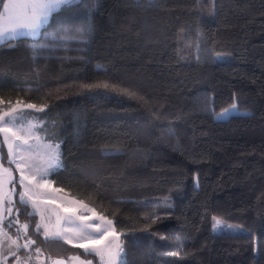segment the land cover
<instances>
[{
    "label": "trees",
    "instance_id": "1",
    "mask_svg": "<svg viewBox=\"0 0 264 264\" xmlns=\"http://www.w3.org/2000/svg\"><path fill=\"white\" fill-rule=\"evenodd\" d=\"M61 27L74 38L41 36L36 60L30 38L0 47V97L49 105L31 113L61 147L53 185L114 222L126 264H264V0H81ZM236 93L249 112L216 118ZM28 234L45 264L97 261Z\"/></svg>",
    "mask_w": 264,
    "mask_h": 264
},
{
    "label": "snow or ice",
    "instance_id": "2",
    "mask_svg": "<svg viewBox=\"0 0 264 264\" xmlns=\"http://www.w3.org/2000/svg\"><path fill=\"white\" fill-rule=\"evenodd\" d=\"M80 2L81 0H8L4 3L0 0V5L3 6V11L0 12V47L5 44L14 47V41L30 38L33 42L28 45V48L32 52V59L36 60L41 51L52 50L56 46L39 43L38 39L41 36L49 37L58 45L68 43L74 37L66 34L67 29L61 27L55 32L47 29L54 14L72 8ZM61 32L65 35H60ZM85 87L107 89L109 86L103 84ZM48 107V104L38 106L19 99L6 101L0 97V137L7 146V163L15 165L19 172L17 178L13 175L12 168L4 167V163L0 162V264H5L9 257L15 258V264H29V261L44 264L45 258L41 248L28 234L30 227L33 228L34 234L42 236L45 240H62L83 249L88 255L99 257L100 264H126L122 258V246L117 243L119 234L115 230L113 221L107 217L97 216L96 219L100 223H87L89 220L87 216H79L76 219L66 217L64 222L74 226L67 229L59 228L61 218L57 217L56 230L46 217L48 202L41 200L40 197L47 194L46 190L50 188L47 176L62 167L59 146L40 142L39 137L34 135L37 125L27 119V116L32 113L26 110L45 113ZM238 111L236 103H233L230 108L218 113L217 118L223 119ZM8 185L12 186L9 188ZM17 185L20 187L19 191H17ZM80 207L95 214V210L88 208L87 205L81 203ZM29 208L30 211H28ZM22 209L28 218L38 216L39 220L34 225H30L28 221L21 222L19 215ZM63 211L75 216L77 208L64 207ZM213 219L214 232L235 227L224 224L219 217ZM10 228L15 230V237L9 235ZM20 240H23V243H20ZM21 249L27 250L23 260L18 255ZM164 255L179 256L180 252H167ZM51 264H92V261L71 256L66 260L52 259Z\"/></svg>",
    "mask_w": 264,
    "mask_h": 264
},
{
    "label": "rangeland",
    "instance_id": "3",
    "mask_svg": "<svg viewBox=\"0 0 264 264\" xmlns=\"http://www.w3.org/2000/svg\"><path fill=\"white\" fill-rule=\"evenodd\" d=\"M216 58L218 60H223V59H227L228 58V55L227 54H219L218 56H216ZM233 103H236L239 111L237 113H231L230 115H232V114H243V113L249 112V108L247 106V97H246L245 94L236 93L235 94V97H234V102ZM230 107H228V108H230ZM222 111H220V112H222ZM26 112H35V111L34 110H26ZM217 114H216V118H217ZM229 116H227V117H229ZM227 117H225V118H227ZM27 119L30 120V121H32L33 124H36L37 125V127H36V129L34 131V135L36 137H39V140H40L41 143H43V144H50V145H58L59 146L58 147L59 159H60V161L62 163V151H61L60 144L46 140L44 134L41 131V127H42L43 122L40 121L34 115H28L27 116ZM30 143H33V141H30ZM5 146H6V144H5ZM6 150H7V146H6ZM41 155H43V152H41ZM12 166H13V168H14L16 174H17V178H18L19 172H18V170H16L15 165L12 164ZM49 175L47 176V180L49 182L50 188L46 190L47 194L42 195L40 197V199L43 200V201L48 202L47 203L48 211L46 212V217L48 218L50 225L54 226V230H56L55 229V225H56V219H57V217H60L61 218V223L59 225V228H63V229H67V228L74 227L72 224H69V223H65L64 222V220H65L66 217H71L73 219H76L79 216H87V217H89V220L87 221V223H100V221H98L96 219V217L97 216H103L102 214L98 213L93 207H91L90 205L86 204L85 202H83L81 200H78V199H76L74 197H71L66 191H64V190H62L60 188L55 187L53 185V183L51 182V180L49 179ZM56 189H59L60 191H54ZM73 201H75L76 203L75 204L72 203ZM52 202H54V203H52ZM81 203L83 205H87V207L90 208V209H94L95 210V214H93L92 212L86 211L83 207H80V204ZM64 207H76L77 208V212H76L75 216H73V214H71V213H65L63 211V208ZM38 220H39V217H38ZM222 221H223L224 224L235 226L233 229H223L225 231H228V230L229 231H237L239 229L240 230L243 229L241 226H237L235 224H231V223L226 222L224 220H222ZM113 224H114V222H113ZM115 230H116V228H115ZM223 230H218V231H223ZM218 231H216V232H218ZM116 232L119 234V240L117 241V243L121 244V246H122V249H123L122 258L124 260V241L121 238V234L117 230H116ZM78 242L79 241H77V243ZM63 259L66 260V258H63ZM80 259H82V260H90V259H84L82 257H80ZM96 259H97V261L96 260L95 261L94 260H90V261H92V264H95V262H96V264L97 263L100 264L99 257H97Z\"/></svg>",
    "mask_w": 264,
    "mask_h": 264
},
{
    "label": "crops",
    "instance_id": "4",
    "mask_svg": "<svg viewBox=\"0 0 264 264\" xmlns=\"http://www.w3.org/2000/svg\"><path fill=\"white\" fill-rule=\"evenodd\" d=\"M3 2L4 3H7L8 2V0H3ZM3 11V6L1 5L0 6V12H2ZM0 162H3L2 161V157H1V140H0ZM4 167H9V166H6L5 164H4ZM11 168V167H10ZM13 170V169H12ZM13 175L14 176H16L17 177V174H16V172L13 170ZM12 185H8V187L10 188ZM5 215H6V213H5ZM8 233H9V235H12L9 231H8ZM13 236V235H12ZM12 257H9L8 259H7V261L5 262V264H15V261L13 262L12 261V259H11ZM67 259V258H66ZM82 260V259H81Z\"/></svg>",
    "mask_w": 264,
    "mask_h": 264
},
{
    "label": "built area",
    "instance_id": "5",
    "mask_svg": "<svg viewBox=\"0 0 264 264\" xmlns=\"http://www.w3.org/2000/svg\"><path fill=\"white\" fill-rule=\"evenodd\" d=\"M13 237H15V236H13ZM19 242H20V243H23V240H20ZM52 259H54V258L49 259L47 264H51V260H52ZM29 264H35V262H34V261H29ZM44 264H45V263H44Z\"/></svg>",
    "mask_w": 264,
    "mask_h": 264
}]
</instances>
